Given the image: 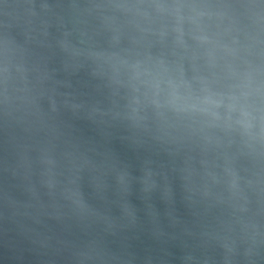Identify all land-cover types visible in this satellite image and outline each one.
Returning <instances> with one entry per match:
<instances>
[{
  "label": "water",
  "instance_id": "1",
  "mask_svg": "<svg viewBox=\"0 0 264 264\" xmlns=\"http://www.w3.org/2000/svg\"><path fill=\"white\" fill-rule=\"evenodd\" d=\"M0 264H264V0H0Z\"/></svg>",
  "mask_w": 264,
  "mask_h": 264
}]
</instances>
